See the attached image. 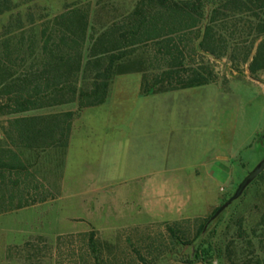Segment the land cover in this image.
<instances>
[{"label":"rangeland","instance_id":"rangeland-1","mask_svg":"<svg viewBox=\"0 0 264 264\" xmlns=\"http://www.w3.org/2000/svg\"><path fill=\"white\" fill-rule=\"evenodd\" d=\"M139 1L37 0L29 7L37 16L44 14L49 18L68 7H85L91 11L93 27L99 30ZM29 7L20 9L23 15ZM10 16L0 13V29L9 22ZM237 20H240L242 35L234 42L241 45L222 60L212 59L217 82L227 83L236 77L239 80L254 78L264 85V72L252 77L250 63L244 61L246 42L255 36L250 19L241 16ZM135 68L125 65L121 69L106 104L101 107L80 111L78 104H70L28 114L73 111L76 117L64 168L51 176L54 187H58L54 191L55 199L0 214V264H201L195 260L194 253L210 243L224 250L211 264H231L228 254L233 255L238 264L254 255L264 259L260 240L253 234L264 214V173L239 200L214 221L210 220L204 234L195 240L202 221L212 218L219 207L235 195L245 177L264 160V139L260 136L264 128L256 136L253 151L244 153L245 159L234 169L230 182L216 185L219 197L215 206L205 208L198 204L191 208L197 214L176 219L155 216L151 211L155 208L165 211L167 200L145 199L148 184L140 176L145 163L155 155L144 150L145 139H151L146 126L154 121V126L159 127L161 118L150 113L156 99L150 100L148 95L141 94L142 74ZM235 89L247 98L258 95L248 105V116L244 120V131L250 134L263 120L260 110L264 106V93L246 83H237ZM234 116L238 117L237 108ZM10 118L0 117L1 147L8 145L5 134ZM49 160L53 162L51 157ZM169 227L176 229V236L170 233ZM92 235L97 253L91 248ZM178 239L192 245H182ZM250 241H253L252 246Z\"/></svg>","mask_w":264,"mask_h":264},{"label":"trees","instance_id":"trees-1","mask_svg":"<svg viewBox=\"0 0 264 264\" xmlns=\"http://www.w3.org/2000/svg\"><path fill=\"white\" fill-rule=\"evenodd\" d=\"M35 1L0 0V13L11 14L0 29V117H12L8 145L0 146V214L54 200L58 187L51 176L64 168L76 113L28 114L70 104L80 111L105 105L125 65L142 74L146 96L216 83L212 59L222 60L241 45L234 42L242 35L241 16L255 32L244 61L252 77L264 72V0H140L99 30L88 8L68 7L49 18L29 7ZM23 7H29L24 15ZM210 220L202 221L195 240ZM169 231L176 236L175 228ZM253 234L264 253V214ZM90 243L97 253L94 235ZM223 251L204 244L194 258L211 264ZM227 259L238 264L231 254ZM239 264H264V259L254 255Z\"/></svg>","mask_w":264,"mask_h":264},{"label":"crops","instance_id":"crops-1","mask_svg":"<svg viewBox=\"0 0 264 264\" xmlns=\"http://www.w3.org/2000/svg\"><path fill=\"white\" fill-rule=\"evenodd\" d=\"M261 82L236 77L227 83L219 81L147 96L150 100L156 99L150 113L159 115L161 121L159 127L154 126V121L146 126L151 139H145L144 150L155 155L153 159H146L140 177L148 184L145 199L161 198L168 203L165 211L155 208L151 214L176 219L197 214L191 211L195 205L206 208L217 204L216 185L230 182L234 169L245 159L244 153L253 151L256 136L264 128L263 106L262 122L252 133L244 131L248 105L258 95L249 99L235 85L246 83L264 93Z\"/></svg>","mask_w":264,"mask_h":264},{"label":"water","instance_id":"water-1","mask_svg":"<svg viewBox=\"0 0 264 264\" xmlns=\"http://www.w3.org/2000/svg\"><path fill=\"white\" fill-rule=\"evenodd\" d=\"M264 173V160H262L256 168L251 171L243 180V182L239 185L235 195L230 198L228 201H226L222 206L219 207V209L215 212V214L212 216L211 221H214L216 218H218L232 203L239 200L244 192L249 188V186L258 179L259 176H261ZM202 264V263H201Z\"/></svg>","mask_w":264,"mask_h":264}]
</instances>
